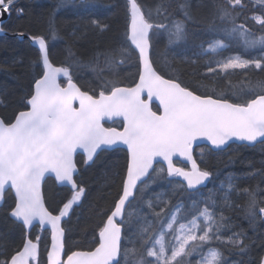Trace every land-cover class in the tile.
Here are the masks:
<instances>
[{"label": "snow or ice", "instance_id": "6c2138e0", "mask_svg": "<svg viewBox=\"0 0 264 264\" xmlns=\"http://www.w3.org/2000/svg\"><path fill=\"white\" fill-rule=\"evenodd\" d=\"M73 2L55 0L46 31L28 36L35 59L25 65L23 57H13L7 69L13 74L18 70L17 79L33 64L41 72L32 77L22 110L0 116V206L5 194L13 193L5 213L13 225L0 231V264H41L42 258L44 264H229L225 250L237 257L231 264H264V231H259L264 226V189L259 183L240 187L241 181L254 177L264 182V159L260 168L249 161L251 171L230 173L206 196L193 198L215 175L200 166L205 163L203 150L197 162L194 142H207L209 154L232 144L264 146V79L248 77L251 69L264 72V0H255L258 10L250 7V0H152L151 5L126 0L125 29L117 46H104L103 34L112 26L92 18L82 27L73 26L65 59L57 64L50 48L51 40L61 39L55 14ZM95 2L79 0L84 6ZM17 3L0 0V16H23L25 10ZM249 21L259 26L260 35ZM198 28L223 37L211 40L207 48L200 45L202 54L220 58H210L199 73L201 80L188 84L167 59L160 65L153 59L154 40L166 34L168 46L188 42ZM17 35L23 38L26 33ZM227 40L237 41L243 51L221 56L230 48ZM81 43L91 52L77 48ZM248 50L257 55L251 57ZM126 66H134L138 77L130 87L120 86L118 79ZM86 68L92 70L96 88L82 90L74 81ZM237 71L243 78L233 83L230 77ZM153 98L159 101L158 111L151 107ZM6 100V91L0 90V106H6ZM114 118H121L120 128L104 126L103 121ZM117 145L127 149L122 167L101 160ZM78 150L84 165L100 161L106 169L100 200L110 195L103 188H111L117 178L119 184L111 203L90 205L96 216L91 243L73 250L68 244L71 217L88 192L76 178ZM179 158L191 166H177ZM236 158L229 155L228 163ZM46 173H54L70 190L54 206L42 189ZM154 185L169 190L155 192ZM184 194L191 201L187 206ZM241 196L245 201L239 205ZM237 212L248 221L252 237L233 219ZM79 223L77 216L76 226ZM17 225L19 237L12 239ZM88 230L83 229L85 234ZM194 254L199 257L195 261Z\"/></svg>", "mask_w": 264, "mask_h": 264}, {"label": "trees", "instance_id": "16d2710c", "mask_svg": "<svg viewBox=\"0 0 264 264\" xmlns=\"http://www.w3.org/2000/svg\"><path fill=\"white\" fill-rule=\"evenodd\" d=\"M141 3L151 5L152 0H140ZM55 0H18L16 7L23 8L25 14L23 16H17L13 12L9 20L3 25L4 29L10 32L12 35L6 36L0 35V90H5L7 93L6 106H0V116H11L15 111L22 110L23 103L22 98L25 97L29 84L32 81V77L41 72V68L36 65H32L31 68L25 73L24 76L17 79L19 71H15V74L9 72L8 66L13 57H23L25 65H28L30 61L35 59L36 48L31 45L28 39H20L15 36L18 32L23 31L28 34H37L46 31V19L49 12L54 8ZM255 6L258 10L260 5L255 4V0H250V7ZM126 0H96V2L89 6H84L79 3V0H74L73 3L67 4L61 8L55 14V20L58 27V36L61 39L51 40V59L57 64L64 61L66 56V38L72 32L74 25H80L81 27L89 19H99L103 22L109 23L112 27L109 32L103 34L104 46L115 47L118 45L120 39L123 36L125 23H126ZM251 15V12L248 13ZM253 32L260 35L259 26L254 22L249 21L248 25ZM94 33L90 32V38L94 37ZM217 38H223L222 36L207 32L203 29H197L196 35L188 42H181L176 45L168 46L166 34H160L154 40V55L153 59L158 62V65L163 64L165 59L172 63L175 68L181 70L180 78L188 84H194L196 81H200L201 77L199 73L204 72V66L210 58L218 59L220 57H210V55L202 54L200 45L204 48L208 46V43ZM226 43L230 45L228 51L221 53V56H227L233 54L235 51H243L240 44L237 41L227 40ZM77 48L84 51L87 48L88 52H91V48L83 43L78 44ZM251 52V57L257 55L256 50H248ZM248 58V57H246ZM132 63H135V57L132 58ZM197 75H193V72ZM136 68L134 66H126L119 74L118 79L121 81V85L129 86L134 83L138 77L135 75ZM107 75V73H106ZM248 77L255 81L257 79H264V72L258 69H251L248 72ZM111 78V77H110ZM243 78L242 73L237 71L232 74L230 79L233 83L240 81ZM74 80L78 85L82 86L83 90H90L96 88V82L93 79V72L90 68L80 70ZM207 83V81H203ZM204 152L205 163L201 164V167H207L213 171L214 178L210 186L199 191V193L193 194V197L207 195L210 189L217 187L223 179L232 171L235 172H248L252 169L248 166V162L252 161L256 168H260L259 161L264 159V146L257 144L255 147H242L239 145H232L227 155L224 152H213L209 154V149L206 146H202L196 150V158L200 163V152ZM229 155H233L236 158L234 164L228 163ZM126 157L121 150L112 152H106L101 155V160L104 163H113L122 167L125 164ZM77 164L80 169L79 175L76 177L78 181H82L85 187L88 189L86 198L83 201L81 207L75 209L76 215L71 217L72 221V234L69 236L68 244L72 247H80L87 249L91 243L92 232L91 226L95 223L96 216L94 215L90 205L94 201H98L101 205L106 206L111 203V199L115 196L119 179H116L115 185L111 188H103L104 194L108 195L106 200H100L101 188L105 184L104 171L100 161L95 165L85 166L83 159L78 156ZM175 183V182H174ZM260 184V188L264 189V182L260 181L259 177H254L248 180L240 182V187H247L249 185L255 186ZM177 184V183H175ZM163 186V191H168ZM70 195V190L65 187H57L54 181L49 178L45 184V197L49 204L55 205L61 201V199ZM264 195V193H262ZM188 194H184L186 198ZM178 195L176 198H179ZM243 200V201H242ZM245 198L241 197L237 204L242 205ZM13 203V196L11 192L6 194V200L4 205L0 208V231L9 229L13 225V221L5 216V213L9 210V206ZM77 216L80 217L79 226H76ZM237 223L244 227L250 236H253L252 230L249 228L248 221L243 218L242 213L237 212L233 214ZM88 227V232L85 234L84 227ZM259 231H264L262 226ZM20 234L19 225L15 226V229L10 233L12 239H18ZM256 253H253L255 255ZM224 255L228 258V261L232 258H237L231 255L227 250L224 251ZM194 256H196L194 254Z\"/></svg>", "mask_w": 264, "mask_h": 264}, {"label": "water", "instance_id": "95a60500", "mask_svg": "<svg viewBox=\"0 0 264 264\" xmlns=\"http://www.w3.org/2000/svg\"><path fill=\"white\" fill-rule=\"evenodd\" d=\"M10 16L11 15H8V14H5V15H3V16H0V24H2V25H4L8 20H9V18H10ZM0 35L1 36H3V35H6V36H10V35H12L10 32H8L6 29H4V31H2V32H0ZM29 35H31V34H28V33H26V35L22 38V37H20L19 35H17V34H15V36H18L20 39H28V36ZM29 40V39H28ZM29 42L31 43V41L29 40ZM31 45L33 46V47H35L32 43H31ZM63 79V77H61V80ZM75 81V80H74ZM76 82V81H75ZM77 83V82H76ZM120 86H125V85H120ZM133 86V85H132ZM130 87V86H129ZM144 99H147V96L145 95L144 97H143ZM157 105V106H159V101L158 100H156L155 98H153V101L151 102V107L153 108V105ZM74 106H77L78 107V101L77 102H74ZM115 120H121V118H114V119H112V120H105V121H103V123H104V126L105 127H107L106 125H105V123H111V122H113V121H115ZM122 121V120H121ZM201 146H208V144H207V142H205V141H203V140H200V141H197V142H194V144H193V155H194V157H195V150H196V148L197 147H201ZM119 147H121V148H124V149H126V146L125 145H117V146H115L114 147V149L115 148H119ZM127 150V149H126ZM79 154H83L82 153V151L81 150H78L77 151V153L75 154V157H74V159L76 160V157H77V155H79ZM84 155V154H83ZM177 160H181V161H183V159L182 158H179V159H177ZM184 162V161H183ZM198 162V161H197ZM190 165V164H189ZM166 166V165H165ZM191 166V165H190ZM77 168H78V166H77ZM78 173V172H77ZM77 175V174H76ZM48 178H53L55 181H56V179H55V174L54 173H46V175H45V178H44V180H43V182H42V189H43V191H44V183H45V181L48 179ZM209 182L210 181H207V182H205V186H203V187H201V188H204V187H206L208 184H209ZM56 183L59 185V186H66V185H62V184H60L58 181H56ZM68 187V186H67ZM4 204V203H3ZM1 207V206H0Z\"/></svg>", "mask_w": 264, "mask_h": 264}, {"label": "flooded vegetation", "instance_id": "af4514ba", "mask_svg": "<svg viewBox=\"0 0 264 264\" xmlns=\"http://www.w3.org/2000/svg\"><path fill=\"white\" fill-rule=\"evenodd\" d=\"M61 82H62V84H66V79L65 78H63L62 80H61ZM136 82V81H135ZM134 82V83H135ZM134 83H132L131 85H129V86H132V85H134ZM83 90V89H82ZM153 110L154 111H158L159 110V108H158V106L157 105H153ZM121 123H122V121L121 120H115V121H113V122H111V123H105V125L107 126V127H116V128H120L121 127ZM232 145H234V144H232ZM231 145V146H232ZM236 145H238V144H236ZM207 147V146H206ZM208 148V147H207ZM197 149H199V148H197ZM209 149V148H208ZM231 149V147L228 149V150H226L225 151V154L227 155L228 153H230L229 152V150ZM116 150H121L123 153H124V156L126 157L127 156V150L126 149H124V148H121V147H119V148H115V149H113V150H109L108 152H112V151H116ZM78 156H80L83 160H84V155L83 154H79V155H77V157H76V162H77V158H78ZM195 157H196V150H195ZM197 159V158H196ZM198 161V160H197ZM176 163H177V166H179V167H190V165L189 164H186L185 162H183V161H181V160H176ZM199 163V162H198ZM77 166H78V164H77ZM86 166V165H85ZM201 166V165H200ZM88 167V166H87ZM79 173H80V169H79V167H78V173H77V175H76V177L79 175ZM49 179V178H48ZM48 179L45 181V183H44V194H45V184H46V182L48 181ZM53 181H54V183L57 185V187H65V188H68L67 186H59L57 183H56V181L53 179V178H51ZM213 180V179H212ZM212 180L209 182V184L205 187V188H207L208 186H210V184L212 183ZM175 183H179L180 181L179 180H177V181H174ZM205 188H200V191L202 190V189H205ZM69 189V188H68ZM8 193V192H7ZM6 193V194H7ZM12 193V192H11ZM6 194H5V200H6ZM12 196H13V193H12ZM5 200H4V203H5ZM13 204V203H12ZM4 205V204H3ZM2 205V206H3ZM1 206V207H2ZM0 207V208H1ZM37 231H38V229L37 228H34V229H32V232H33V235H35L36 233H37ZM44 239H45V241H47L48 240V235L45 233V235H44ZM73 248V250H75V248L76 247H72ZM41 264H44V259L42 258L41 259Z\"/></svg>", "mask_w": 264, "mask_h": 264}, {"label": "rangeland", "instance_id": "374dc122", "mask_svg": "<svg viewBox=\"0 0 264 264\" xmlns=\"http://www.w3.org/2000/svg\"><path fill=\"white\" fill-rule=\"evenodd\" d=\"M208 47V46H207ZM206 47V48H207ZM230 173H237V172H235V171H232V172H230ZM229 173V174H230ZM226 178V177H225ZM224 180V179H223ZM152 191H155V192H160V191H163V185H159V186H157V185H154L153 186V188H152ZM241 197H243V196H241ZM240 197V198H241ZM194 199H199L200 198V196H197V197H193ZM240 198H238L237 200H236V203H238V201H239V199ZM244 198V197H243ZM176 199H180V197L179 198H176ZM243 201V200H242ZM173 202H175V199L173 200ZM184 203H185V205L187 206V205H189L190 203H191V201L189 200V199H187V197L186 198H184ZM202 206V205H201ZM156 211H159V208H157L156 209ZM226 215H228L229 213H225ZM233 219L236 221V219H235V217H233ZM246 220V219H245ZM244 228V227H243ZM245 229V228H244ZM253 232V231H252ZM248 235L250 236V233L248 232ZM251 237V236H250ZM214 246H219V245H214ZM199 257L198 256H193L191 259L193 260V261H195L196 259H198ZM235 258H232L231 260H229V264H231V261L232 260H234Z\"/></svg>", "mask_w": 264, "mask_h": 264}]
</instances>
